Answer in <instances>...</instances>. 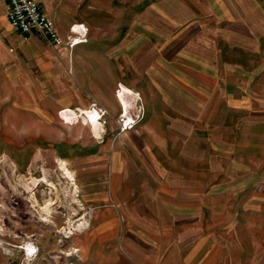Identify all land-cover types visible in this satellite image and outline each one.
<instances>
[{"label":"rangeland","instance_id":"1","mask_svg":"<svg viewBox=\"0 0 264 264\" xmlns=\"http://www.w3.org/2000/svg\"><path fill=\"white\" fill-rule=\"evenodd\" d=\"M235 1V22L164 37L150 19L43 92L21 83V104L68 102L50 121L17 108L0 76V264H264V0ZM187 54L208 77L158 66Z\"/></svg>","mask_w":264,"mask_h":264},{"label":"crops","instance_id":"2","mask_svg":"<svg viewBox=\"0 0 264 264\" xmlns=\"http://www.w3.org/2000/svg\"><path fill=\"white\" fill-rule=\"evenodd\" d=\"M36 1L41 11L55 23L59 34L64 39L71 35L73 26L83 25L89 30L87 43L80 44L74 49L53 47L37 31H32L28 35L16 32L6 16L7 0H0V76L4 78V81L8 78L7 91L12 93V100L17 108L19 106V108L28 107L30 109L25 111L28 116L33 118L39 114L48 121L56 114L57 110L67 106L68 102L60 96H50L41 102L29 94L30 98L28 99L32 105L21 104V101L24 102L20 96L19 86L21 83L37 84L40 89L36 90L40 92L41 85L56 82L60 72L62 74L67 68L81 66L82 55L85 58H88L87 56L95 58L98 51H95L94 47L98 48L97 46L101 42L109 43L107 44L108 47L105 46L107 48L104 51L120 52V48L111 49L110 46L116 41L120 43V40L117 39L118 36L124 34L127 37V35L134 34V30H138L141 36L147 35L151 31L150 19H156L157 25L161 24L159 31L164 37L171 29L173 31L169 35L175 37L180 35L183 28L190 23L204 27L207 20L216 21L220 24L223 21L235 22L236 15L243 12L235 0ZM106 26L108 30L104 28ZM96 30L99 31L100 38H96L98 35ZM161 33L158 34L161 35ZM170 59L164 65H158L159 68L165 67L164 69H169L167 71L173 72L181 67L189 69V72L195 76L201 72L204 77L209 76L208 70L211 68L206 58L201 57L199 60L187 54L186 57ZM170 74L172 77H179ZM170 74L168 77H171ZM43 91L45 88L41 92ZM33 92L35 91L31 93ZM24 93H30V90L26 88ZM16 112L13 111L12 116L15 117Z\"/></svg>","mask_w":264,"mask_h":264},{"label":"built area","instance_id":"3","mask_svg":"<svg viewBox=\"0 0 264 264\" xmlns=\"http://www.w3.org/2000/svg\"><path fill=\"white\" fill-rule=\"evenodd\" d=\"M6 16L16 32L28 35L32 31H37L56 48L74 49L87 42L82 25L80 30H76L77 26H73L71 35L64 39L59 34L55 23L41 11L36 0H7Z\"/></svg>","mask_w":264,"mask_h":264},{"label":"bare ground","instance_id":"4","mask_svg":"<svg viewBox=\"0 0 264 264\" xmlns=\"http://www.w3.org/2000/svg\"><path fill=\"white\" fill-rule=\"evenodd\" d=\"M82 28H80V26L76 27V30H80ZM83 29H85L83 27ZM29 87V86H28ZM31 89V88H30ZM32 90V89H31ZM119 98L122 101L123 105H125V110L126 113H128L129 111V107L131 106L130 100L131 99H135L136 98V93L130 89L129 87L123 86L120 90V94H119ZM129 108V109H128ZM82 113H86V115L88 116L87 118H89L90 121V126H91V130L93 131V133L96 136H100L101 135V131L103 130L102 128V124L99 122V118H100V114L97 111H93V112H87V111H83ZM61 114H63L62 116L66 117L67 120L72 119V117L75 116L76 112L72 111V110H65L63 111ZM64 117V118H65ZM76 117V116H75ZM59 167L63 172V175L72 183L75 184V178L74 175L72 174V172L67 168L66 164L63 161L59 162ZM49 205H52V203H50ZM45 222H50L47 219H44ZM83 225L85 226L86 224H80L77 228H82ZM87 226V225H86ZM72 233V231H68V234ZM70 236V235H68ZM79 250L75 249L74 253H78ZM26 253L28 256H33L36 251H35V247L32 244H27L26 247Z\"/></svg>","mask_w":264,"mask_h":264}]
</instances>
